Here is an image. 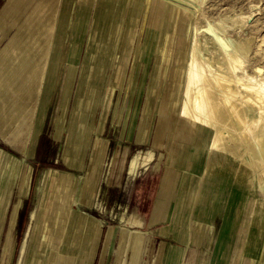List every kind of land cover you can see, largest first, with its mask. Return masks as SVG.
I'll return each instance as SVG.
<instances>
[{
	"label": "rangeland",
	"instance_id": "obj_1",
	"mask_svg": "<svg viewBox=\"0 0 264 264\" xmlns=\"http://www.w3.org/2000/svg\"><path fill=\"white\" fill-rule=\"evenodd\" d=\"M84 1L86 0L63 2L62 29H59L58 46L48 73L46 90L41 97L32 94L28 101H21L22 104H36V114L29 123H22L18 139L13 138V133L12 139H9L8 135H2L0 130V264H47L52 260L51 254L65 251L77 203L73 199L70 200L71 211L67 213L65 223L62 220L65 214H60L59 208L65 195L71 197V193L65 194L66 189L70 188L72 180L77 183L79 173L65 171L60 156L63 152L66 155L69 153L71 165L81 164L78 159L90 130L89 113L94 111L92 116L95 120L99 105H104V97L110 84L109 75L114 67L116 68L115 61L121 59L124 50L118 49V46H126L123 43L125 35L127 45L132 43L133 48L124 51V60L128 65L123 67V70L130 73V69H133L138 80L133 83V89H130L127 97H123L125 85L114 93L112 105L119 108L127 103L126 110L123 118H109L107 129L102 135L108 140L103 151L104 159L98 170L101 178L97 195L82 211L96 214L106 220H115L122 214H135L136 209L133 208L137 207L136 201L141 197L137 191L140 186H145L140 183L149 172H160L165 164L167 169L164 175L169 177L168 181L175 184L173 170L192 169L189 167L194 159L202 162V168L206 166L203 152L200 151L196 155L187 151L182 134L185 130L176 129V108L181 95L180 77L172 88L171 94L176 102L171 112L168 113L164 108L168 89L166 75L172 57L156 48L155 41L159 29L155 27L156 29H149L148 32L141 31L142 27L134 19L129 23L127 34L121 31L119 38V29H115L114 43L105 45V38L111 37L110 29H107L108 18L112 14L117 16L119 10H122L120 15L122 12L124 15L128 6L123 0H95L92 7L93 10L96 8V14H100V21L96 22L100 29H84L82 34L78 33V29H72V26L79 6ZM4 2L5 0H0V9ZM140 2L142 0H139L137 5L140 6ZM180 2L190 9L193 20L204 29L209 40L214 37L215 28L211 24L215 19L224 15L242 14L246 19L242 27L230 23L229 28L227 25L225 29L233 36L251 34L253 40L250 62L252 60L251 63H256V67L262 65L264 68V57L255 51L257 41L264 37V0H204L198 13L194 9L197 3L187 0ZM139 6L134 12L139 11ZM120 19L122 18L118 16L116 25ZM15 27L16 25L12 26V22H9L7 31L3 35L0 34V48L14 33ZM168 32L170 35L174 34L172 29ZM201 38L203 39V36ZM81 40L80 48L72 54V43L77 48L76 42ZM88 42L91 43L90 48ZM220 42L229 48L221 35ZM136 44L139 47L143 44V49L136 50ZM211 54H214L213 50ZM100 56L103 65L99 73L94 75L93 69ZM137 58L138 66L135 62ZM86 74H89L88 83L84 81ZM53 85L54 92L49 99ZM88 90L91 91V103L84 107ZM149 98L152 107L149 113H144L146 99ZM60 108H64L63 114L60 113ZM31 111L33 112L32 108L28 111V117ZM43 112L44 120L41 122ZM80 112L85 116L81 118ZM58 114L63 116L62 122ZM33 124L36 129L31 135ZM142 127L144 135L142 140L138 141ZM75 130L77 135L73 138ZM90 136L91 133L88 140ZM72 138L74 142L70 144ZM185 175L173 203L164 211L165 217L168 218L163 220L166 224L162 222L149 229L157 237L171 239L180 245L184 239L196 243L203 231L210 226L214 234L218 233L219 243H216V249L219 252H215L217 256L204 260L208 261V264H231L229 257L218 255L227 253L238 234L242 235L249 229L253 235H264V184L261 185L253 170L239 158L219 152L210 154L206 170L201 176ZM165 179L166 176L163 179L162 205L171 191L168 186L170 182L167 183ZM67 180L70 181L69 184L66 183ZM150 187V183H147L148 192ZM143 198L147 199L148 196L145 194ZM258 215L261 216L260 225L254 224ZM178 258L181 264V257ZM97 260L98 252L93 264H96ZM199 260L196 259V264H199ZM145 261L143 255L140 264ZM106 264H110V260H107Z\"/></svg>",
	"mask_w": 264,
	"mask_h": 264
},
{
	"label": "bare ground",
	"instance_id": "obj_2",
	"mask_svg": "<svg viewBox=\"0 0 264 264\" xmlns=\"http://www.w3.org/2000/svg\"><path fill=\"white\" fill-rule=\"evenodd\" d=\"M138 1L123 0L128 6L124 22V27L127 29H119L117 36L119 34L120 38L121 31L127 34L134 19L142 27L141 31L148 32L151 27L159 29L155 41L156 48L172 57L166 75L168 89L164 108L168 113L171 112L176 102L171 94L172 88L180 77L181 95L176 108V129L185 130L181 133L184 134L187 151L196 155L202 151L203 156L206 157V166L201 169L200 176L206 170L210 154L219 152L239 158L242 163L253 170L256 178L263 185L264 68L262 65L256 67V63H251L252 60L250 62L253 40L251 34L233 36L226 31V26L228 25L229 28L230 23L233 26L242 27L246 23L244 16H241L242 14L224 15L219 16L217 20H212L211 25L215 28L213 29L214 37L209 40L204 29H201L193 20L190 9L180 4L182 0H142L140 6L137 5ZM187 1L197 3L194 9L197 13L200 12L204 0ZM29 2L34 3L33 7L27 10L30 6ZM137 6H139V11L134 12ZM57 11L58 0H5L0 9L1 35L7 31L12 17L19 19L17 29L0 48V130L1 134L8 135L9 139H12L13 135L14 139L19 138L22 123H29L38 109L34 103L24 102L22 104L21 101H26L32 94L41 97L46 90L48 73L59 41V29L54 27ZM121 11L119 10L117 16L112 14L108 18L107 29H110L111 37L105 38V45L114 43L115 29H118L117 17L123 16V12L120 15ZM144 22H146L145 25ZM169 27L174 30L173 35L168 34ZM220 35L228 43L229 48L222 45ZM109 38L112 39L109 40ZM257 42L255 51L264 57V37ZM123 43L127 45L126 35ZM76 50L77 48L72 43V54ZM211 50L214 51L213 55ZM124 51L122 60L125 58ZM101 57L93 69L94 75L99 73L103 65ZM116 72L121 73V71ZM90 93V90L86 93L84 107L91 103ZM150 107H152V101L149 98L146 99L144 113H149ZM30 108L33 110L30 114L31 118L28 117ZM80 116L82 118L85 115L80 113ZM35 129L33 124L31 135ZM182 134H180L181 137ZM189 168L192 166L190 165ZM66 183L69 184L70 181L67 180ZM66 191L65 194L70 195L72 184ZM70 200L71 197L68 198L65 195L64 202L59 208L60 214H65V218H61L64 223L67 220V213L71 211ZM260 217L257 216L254 224H261ZM84 223L85 216L75 212L70 231H68L69 237L65 251L74 253L77 264H87L88 260L85 254L76 251L81 235L89 237L90 234L88 225L84 231L82 230ZM133 239L137 242V236H133ZM74 255L53 253L50 256L52 260H49L47 264H74ZM133 261L134 259H131L130 263L133 264ZM177 263L180 264V261L178 260Z\"/></svg>",
	"mask_w": 264,
	"mask_h": 264
},
{
	"label": "crops",
	"instance_id": "obj_3",
	"mask_svg": "<svg viewBox=\"0 0 264 264\" xmlns=\"http://www.w3.org/2000/svg\"><path fill=\"white\" fill-rule=\"evenodd\" d=\"M94 1L95 0H86L79 6V11L76 14L74 24L72 26V29H78V33L83 34L84 29H100L98 27L99 25H97L96 23L100 21V14L99 12H97L96 14V8H94L93 10L92 7V3ZM63 2L64 0H58V11L55 15L56 29H62L61 20L64 8ZM33 3L29 2L30 6L27 7V10H30L33 7ZM121 18L122 19H120L118 24V29H122L121 27H123V29H127L126 27H124L126 12H124V15ZM70 21L72 23V18ZM18 22L19 19L12 17V26L16 25L15 29H17L18 27ZM58 24L60 25L57 27ZM150 29L156 28L151 27ZM76 43L77 49H79L82 44V40L79 42L77 41ZM90 44L91 43L88 42V48H90ZM131 48H133L132 43L130 45H126L125 47L121 45L118 46V49H124L125 51H128ZM135 49H143V44L140 47L136 44ZM135 62L136 66H138L139 58H137ZM115 63L114 64L116 68L114 67L108 79V83L110 81V84H108V90L104 97V99H106V103L104 105H99L100 107H98L97 112L95 111V120H93L92 116V113L94 111H91V113H89L88 118L90 130L88 132V136L85 138L84 143L82 144V147L84 148L81 149L78 159L79 161H81V164L71 165V155L69 153L66 155L63 152L60 156V161L65 167V171L71 172L72 174L77 173L76 171H78L79 173V180H77V183L75 180H72L71 183V199H73L74 202L77 203V211L75 212L85 216V223L82 230L84 231L87 225L90 227L89 237H83V235H81L82 238L80 237L79 242L76 245V251L80 254H85V257L88 259L87 264H93V259L96 258L97 252L98 260L96 261V264H106L107 260H110V264H129L131 262V259H134L133 264H140V259L143 255L146 259L144 264H178L177 262L179 256L181 257V264H196L197 258L200 259L199 264H208V261H205L204 259L217 256L215 255V252L217 254L219 252L216 249V243H219L218 233L214 234L210 230V226H208L203 231L201 237L199 238V241H197L196 243H193L192 240L188 242L187 239H184L183 243L180 245L172 242L171 239L157 237V235L149 229L151 227L162 224V222L166 224L163 220L166 221L168 220V218L165 217L164 211L169 204L173 203L178 187L180 186V183L184 181L182 180V177H186L185 174H200V170L202 169V162H200L199 160H193L192 169L183 170L182 168H179L173 170L175 184H172L171 181H168L169 177L167 175H164L167 169L165 164L163 165L160 172H149L148 175L145 176V178H143L140 183L145 186L141 187L139 184L140 187L138 188L137 192L138 196L140 195L141 197H139L136 201L137 207L133 208L136 209L135 214H122L120 217H116L115 220H106L100 218L96 214L82 211L87 204H89L96 198L97 195L98 185L101 178V174L98 170L101 167V163L104 159L103 151L104 147L107 146L106 141L108 140L102 135L107 129L109 118L111 116L123 118L124 111L126 110L127 103L123 107L119 108H116L112 105V98L114 96V93L123 85H125V93L123 97H127V93L130 91V89H133V83L138 80V77H136L137 75L134 74L133 69H130L132 70L130 73H127L125 70H123V67L128 65L125 60L119 58L116 59ZM116 71H122V73L119 74ZM87 76H89V74H86V79L84 80L85 82L89 80ZM54 88L55 85H53L52 89L50 90V94L48 96L49 99L51 97V94H53L54 92ZM49 99L47 103L49 102ZM60 110V113L63 114L64 108H60ZM44 114L45 113L43 112L41 122H43L44 120ZM61 114H58V116L61 117L62 122L63 116ZM140 129V140L138 141H141L142 136L144 135V127ZM75 132L76 133L74 134L73 138L75 137V135H77L76 130ZM90 133L91 136L88 140ZM73 138L70 141V144H73ZM81 172H83L82 175ZM165 176V180H167V183L170 182L168 186L171 191L169 192L168 196H166L164 204L162 205V190L164 183L163 179ZM79 182L82 184L80 185ZM147 183H150L151 185V187L149 188V192L147 189ZM145 194L148 196L147 199L143 198ZM169 197L171 198L169 199ZM249 231L250 230L247 229L244 234H238L236 239L232 241V244L230 245L227 253L225 252L219 254L218 256L229 257L231 259V264H264V235H253ZM133 236H137V242H134ZM62 253L67 255H74L73 252L64 251ZM22 264L31 263L25 262ZM74 264H77L76 256Z\"/></svg>",
	"mask_w": 264,
	"mask_h": 264
}]
</instances>
